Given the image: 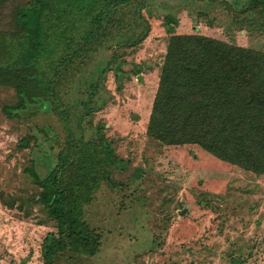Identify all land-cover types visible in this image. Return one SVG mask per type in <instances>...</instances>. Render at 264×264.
Wrapping results in <instances>:
<instances>
[{
	"label": "trees",
	"instance_id": "trees-1",
	"mask_svg": "<svg viewBox=\"0 0 264 264\" xmlns=\"http://www.w3.org/2000/svg\"><path fill=\"white\" fill-rule=\"evenodd\" d=\"M199 1L222 2L238 14L235 22L240 26L264 32V0ZM150 2L0 0V87L13 89L16 98L1 102L0 109L10 120L27 119L28 112L33 115L50 104L60 109L62 82L88 76L86 61L100 48L112 49L107 65L92 72L93 80L80 82L84 95L75 118L78 132L69 127L75 115L68 107L63 111L67 138L55 165L50 160L41 165L39 154L45 152L43 143L54 139L52 131L27 133L16 147L31 148L23 180L14 193L0 189V200L8 208L25 209L28 215L36 204L55 223L56 231L42 244L45 264H55L65 254L94 255L100 247V234L87 223L84 206L101 182L118 187L111 172L119 160L104 124L96 126L94 140L80 129L92 116L107 75L114 72L121 80L129 72L122 48L139 47L150 35L145 15ZM177 22L171 13L166 15L164 27L171 35L148 137L169 147L198 146L226 164L264 176V50L199 33L176 34ZM112 36L123 39L107 46Z\"/></svg>",
	"mask_w": 264,
	"mask_h": 264
},
{
	"label": "rangeland",
	"instance_id": "rangeland-1",
	"mask_svg": "<svg viewBox=\"0 0 264 264\" xmlns=\"http://www.w3.org/2000/svg\"><path fill=\"white\" fill-rule=\"evenodd\" d=\"M228 8L222 2L151 0L145 11L150 35L139 47L122 48L129 72L121 80L114 72L107 75L95 110L80 129L94 140L96 126L104 124L119 160L111 172L118 187L101 182L84 206L87 223L100 234V247L94 255H62L55 264H264V176L226 164L198 146L161 145L146 133L171 35L164 27L167 14L178 20L176 34L199 33L264 50V32L240 26L238 14ZM117 37L107 46L113 47ZM94 55L86 61L88 76L58 87L60 109L50 104L15 121L0 109V189L14 193L23 180L31 148L16 147L27 133L52 131L54 139L43 143L45 152L39 154L41 165L49 160L55 165L67 138L63 111L68 107L75 115L69 127L78 132L80 82L93 80L92 72L107 65L112 49L105 46ZM15 100L13 89L0 87V103ZM52 231L55 223L39 205L26 215L0 200V264H45L42 244Z\"/></svg>",
	"mask_w": 264,
	"mask_h": 264
}]
</instances>
